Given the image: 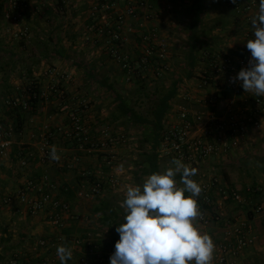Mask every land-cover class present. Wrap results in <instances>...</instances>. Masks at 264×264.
Wrapping results in <instances>:
<instances>
[{"label":"crops","instance_id":"obj_1","mask_svg":"<svg viewBox=\"0 0 264 264\" xmlns=\"http://www.w3.org/2000/svg\"><path fill=\"white\" fill-rule=\"evenodd\" d=\"M97 1L29 0L17 26L5 16L0 18V122L13 129L14 119L8 114L6 101L23 99L29 84H38L46 93L45 96L42 93L44 99L35 112L26 113L22 129L13 131L8 154L0 159V201L7 195L13 196L10 204L0 207V264H7L15 256L26 264L44 260L48 264H60L56 255L59 245L72 250L67 264H110V256L120 238L115 229L124 222L125 212L120 204L126 189L106 184L98 195L80 197L78 192L88 189L95 177L112 171L127 179L131 186L143 184L144 165L132 162L131 152H144V128L133 125L123 114L125 105L136 109L131 91L139 85L112 56L107 35L95 30L91 32V40L85 39L91 26L114 22L118 13L125 12L129 3L138 0H117L113 8L104 12L106 17L100 15L95 20L90 10ZM0 2L5 4V0ZM148 2L153 7V15L144 20L143 28L140 26L143 11L139 17L126 16L121 48L123 53L138 60L139 35L143 29H155L158 39L167 44L166 66L160 76H156L154 68L144 70L147 86L151 78L160 88L178 84L177 94L170 102L171 109L165 116L166 123L178 108L200 110L198 95L216 94L214 88L199 94L193 87L195 76L209 68L213 56L229 54L241 58L251 54L246 43L254 39L251 20L258 6L245 11L237 9L232 0ZM24 27L28 35L16 38L14 31ZM182 90L189 97L180 96ZM243 93L255 97L251 92ZM225 94L217 95L221 98ZM220 100L217 107L223 105ZM72 115L81 118L93 140L100 137L103 128H110L113 132L126 133L131 141L99 150L80 146L70 139ZM49 134L50 146H56L57 153L64 158L59 162L41 159L44 138ZM112 156L115 157L113 168L107 163ZM159 157L162 161L169 160ZM22 159L27 160V166L20 163ZM75 159L76 163L68 167L66 163ZM82 171H87L89 176L83 177ZM44 176L54 184L52 195L70 205L61 224L50 219L49 205L32 215L19 202L17 192L25 189L28 181H38ZM212 176L218 180L219 188L235 190L242 200L220 201L221 193L214 189L216 207L213 210L221 211L222 220L207 226L198 222L201 231L216 239L225 222H248L255 242L243 252L238 264H264V114L261 125L250 128L232 154L209 159L193 178L202 187V182ZM176 179L179 181V175ZM257 206L262 207L260 212L254 211Z\"/></svg>","mask_w":264,"mask_h":264},{"label":"built area","instance_id":"obj_2","mask_svg":"<svg viewBox=\"0 0 264 264\" xmlns=\"http://www.w3.org/2000/svg\"><path fill=\"white\" fill-rule=\"evenodd\" d=\"M44 0H40L42 2ZM117 0H98L91 5L90 16L95 20L104 12L113 8L114 2ZM236 0L232 4L237 9L251 10L258 6L259 0ZM29 6V0H5V4L0 2V18L5 16L11 19L12 24L17 26L23 17L24 10ZM144 14L143 21L140 26L144 27V20L152 17L153 7L148 0H138L136 3H129L125 12L116 15L114 22L105 21L103 26L94 24L88 29L85 35L86 40L92 39V33L95 30L99 34H105L111 42V54L117 58L124 71L129 74L136 73L140 63L134 62L129 54L122 52V44L125 40L123 28L126 23V16L139 17L142 12ZM101 18V17H100ZM27 27L16 29L14 36L16 38L27 36ZM141 54L143 62H149L151 59L157 58L159 65L156 70V76L165 68L167 44L158 39L155 29L140 32ZM251 54H244L241 58L233 57L229 54H218L212 57L209 68L204 69L195 76L193 87L199 91V94L210 89H216V94L212 97H202L198 95V102L202 104L200 110L194 111L187 108H178L174 117H170L165 124L162 132L159 154L166 157L170 161L173 158L181 159L182 162L190 167L199 170L211 158L227 156L232 154L242 143L244 137L248 134L250 128L259 127L261 125V117L264 114V97L255 96L250 98L244 96V89L241 82L237 80L232 82V78L236 77L239 71L249 66ZM188 83V80L185 79ZM181 87V86H180ZM54 90V87L51 88ZM219 92H225L221 98L217 95ZM45 96L46 93H43ZM190 94L185 90L180 92L183 98L189 97ZM223 102L221 107H217V101ZM7 105L22 104L24 108L29 107L27 101L18 99H8ZM72 132L71 136L81 142L89 145L91 149H105L117 145H126L130 142V137L123 132H113L110 128H103L100 131V137L97 140L90 138L89 132L77 115H72ZM13 129L0 124V159L8 154L12 145ZM49 136H45L44 145L41 152L43 161L50 160V143ZM60 155V154H59ZM61 159L62 156L60 155ZM60 159V160H61ZM115 157H111L107 163L113 168ZM74 161L66 163L68 167H72L76 163ZM23 166H27V160L22 159L20 162ZM83 177H88L87 171H82ZM106 184L114 188L127 189L130 186L129 181L116 172H110L106 175L100 174L92 182L88 189H81L78 192L80 197H88L98 195ZM218 180L212 176L202 182V192L197 198L203 219L199 220L202 225H210L212 222L222 220V213L216 207L213 198V190L218 189L221 193L220 201L229 198L235 201H241V195L233 189L226 190L218 187ZM54 184L47 176L38 181H28L25 189H20L17 194L19 202L25 206V210L32 215L38 214L49 205L51 207L50 219L55 224H61L63 214H66L70 205L67 202L56 199L52 195L51 189ZM13 196L7 195L0 201L2 205L10 204ZM261 206L254 208L255 212H260ZM215 244V252L212 264H238L243 252L252 246L255 242L252 225L246 221L225 222V226L221 234L213 239ZM44 243V242H42ZM85 262V260H82ZM7 264H26L19 256H15L7 260ZM36 264H48L46 260Z\"/></svg>","mask_w":264,"mask_h":264},{"label":"clouds","instance_id":"obj_3","mask_svg":"<svg viewBox=\"0 0 264 264\" xmlns=\"http://www.w3.org/2000/svg\"><path fill=\"white\" fill-rule=\"evenodd\" d=\"M251 25L254 39L246 43L249 66L232 82L239 80L245 92L264 96V0H259ZM49 156L52 161L61 159L54 145ZM170 164L165 171L147 176L142 185L127 187L120 204L124 222L115 229L120 238L110 264H212L214 241L198 223L203 219L197 200L202 187L192 178L198 170L181 159L173 158ZM56 255L60 264H67L73 253L59 245Z\"/></svg>","mask_w":264,"mask_h":264},{"label":"trees","instance_id":"obj_4","mask_svg":"<svg viewBox=\"0 0 264 264\" xmlns=\"http://www.w3.org/2000/svg\"><path fill=\"white\" fill-rule=\"evenodd\" d=\"M157 61V58H154L149 62H143L142 54L140 55L138 60H134V62L140 63V67H137L135 71L136 73L132 74L133 78L137 85H139L141 88H144L145 96L151 101L148 113L143 115L135 108H132L130 105H125L126 107L123 109V114L126 115L129 120H131L133 125L144 128V143L148 145V148L144 151V154H142V163L139 164V162H137L138 165H144V175L159 173V147L162 132L165 129L166 124L164 120L166 114L171 109L170 102L175 97L178 91L177 83L172 85L170 88H160L159 85L156 84L154 86V89L152 91L150 90L151 92L148 91L147 85L144 83L148 76H144V70L154 68V73L156 74V70L159 67ZM140 83H144V85H141ZM24 93L25 96H23V99L19 98L18 100H20V102L24 100L27 101L29 103L28 108H24L22 104L16 106L6 104L9 108L8 114L12 115L14 119V122L12 123L14 132H19L22 129L23 123L26 119V113L35 112L39 103L44 99V97L42 96L43 92L39 88V85L36 83L29 84ZM0 124L6 127L10 126H7L3 121ZM70 139L74 142H77L76 144H79L80 146L87 145L84 142L79 141L78 139H74L72 136L70 137ZM90 176V178L93 177V175ZM185 195L189 194L185 193Z\"/></svg>","mask_w":264,"mask_h":264},{"label":"rangeland","instance_id":"obj_5","mask_svg":"<svg viewBox=\"0 0 264 264\" xmlns=\"http://www.w3.org/2000/svg\"><path fill=\"white\" fill-rule=\"evenodd\" d=\"M147 84H149L148 86H147V89H148V91L149 92H151L153 89H154V86H155V84L156 83H154V80H153V78H151V80H150V82L149 83H147ZM151 84V85H150ZM154 84V85H153ZM144 85V84H143ZM134 88H136V87H134ZM153 88V89H152ZM151 90V91H150ZM131 97H132V99L134 100V102H136V110L138 111V112H140L141 114H147L148 113V110H149V108H150V105H151V101L149 100V99H147V97L145 96V94H144V88H141L140 86H139V88H137V89H135V90H133V91H131ZM141 103V104H137V103ZM1 123V122H0ZM136 129H138V128H136ZM131 139V138H130ZM131 141V140H130ZM129 144V143H128ZM148 148V145L146 144V143H144V151L146 150ZM131 154L133 155L132 156V158H131V160H132V162H139V163H142V160H143V155L142 154H144V152H140V153H137V154H134V152H131ZM134 156H135V159H134ZM128 159V158H127ZM159 164H160V170H159V173H161V172H163V171H165L168 167H170V166H172L171 164H170V160H164V161H162V160H159ZM127 165H129V164H127ZM138 165V164H137ZM147 176H149V175H144V179H142L141 178V180H143V181H141L142 183L144 182V180H145V178L147 177ZM137 179H139V178H137ZM140 181V180H139ZM178 186H182V185H178Z\"/></svg>","mask_w":264,"mask_h":264}]
</instances>
